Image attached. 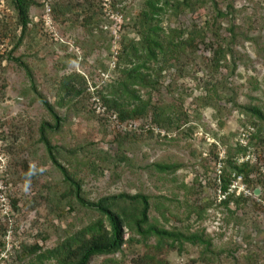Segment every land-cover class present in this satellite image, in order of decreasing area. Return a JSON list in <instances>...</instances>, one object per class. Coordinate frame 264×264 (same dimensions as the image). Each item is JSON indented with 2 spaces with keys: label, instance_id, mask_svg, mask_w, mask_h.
I'll list each match as a JSON object with an SVG mask.
<instances>
[{
  "label": "rangeland",
  "instance_id": "rangeland-1",
  "mask_svg": "<svg viewBox=\"0 0 264 264\" xmlns=\"http://www.w3.org/2000/svg\"><path fill=\"white\" fill-rule=\"evenodd\" d=\"M34 1L28 30L12 50L21 31L7 0H0V137H4L0 138V264H39L40 251L31 253L25 247L37 243L41 251L52 248L98 216L77 205L70 213L65 209L61 218L56 216L54 204L62 207L66 202L58 200L62 177L37 142L40 124L52 119L23 68L8 58L10 52L28 64L37 91L62 117L50 141L62 149L58 159L82 181L87 199L122 192L146 194L151 221L183 232L206 229L211 248L215 254L220 252L214 254L213 264H264V217L261 209L254 208L256 203L248 201L236 210L234 204L215 206L212 186L203 183L206 178L202 176L205 188L193 185L212 167L204 165L202 153L213 141L235 146L238 132L247 125L254 126L255 132L260 129L264 139L263 122L242 108L256 106L264 113V0H214L221 17L210 2L195 13L185 10L178 16L161 17L165 32L181 29L186 31L181 35L185 39L195 29L205 36L193 51L164 66L159 90L151 94L154 104L166 110L177 107L182 126L176 131L165 129L172 138L146 132L120 146L114 141L120 128L113 116L105 120L104 106L94 92L116 79L115 63L122 45L137 38L135 16L144 0ZM221 45L230 52L215 69L211 67L214 50ZM71 73L84 77L87 92L75 104L59 107V80ZM167 113L176 117L173 110ZM138 123L153 125L150 116ZM254 143L256 156L264 162V140ZM22 158L41 167L33 181H25L20 174ZM157 163L178 168L162 173ZM182 184L193 185L200 193L191 196ZM12 199L18 200L19 211L13 210ZM195 202L209 205L202 220L188 214ZM166 208L168 222L161 217ZM148 243L153 245L155 239ZM142 250L139 245L125 247L112 255L93 256L89 264H103L106 259L132 264ZM209 254L189 243L183 244L181 252L165 248L158 253L168 264H208L204 258ZM45 263L55 264L53 260Z\"/></svg>",
  "mask_w": 264,
  "mask_h": 264
},
{
  "label": "trees",
  "instance_id": "trees-1",
  "mask_svg": "<svg viewBox=\"0 0 264 264\" xmlns=\"http://www.w3.org/2000/svg\"><path fill=\"white\" fill-rule=\"evenodd\" d=\"M7 2L15 13V21L21 31L12 49L15 50L28 30L31 22L30 8L35 4V1L7 0ZM208 2L216 9L218 17H221L223 14L217 9L214 0L143 1L140 10L135 16L137 38L130 39L122 45L120 56H118L115 63V69L118 74L116 79L112 83L107 84L105 88L94 92L104 106L105 113L102 115H106L105 120L113 116L117 127L125 126V129L119 127V131L115 132L114 141L118 146L129 139H136L146 132L150 135L155 132L163 137L172 138L173 135L167 130L173 129L170 131H176L181 128V118L179 117V110L176 109L177 107L166 110L159 103L154 104L152 102L151 94L152 91L159 90L160 76L165 67L172 66L182 54L193 51L197 46V41H204L205 36L203 32L191 29L188 31L187 37L182 39L181 35L186 31L170 29L165 32L161 27L160 21L164 15L178 16L180 12L185 10L195 13ZM228 52H230L228 48L222 45L218 46L214 50V59L211 67L215 69L221 67V62L226 59ZM8 58L23 68L29 79L31 89L35 92L37 99L40 100L52 119V122L43 121L40 124L37 142L44 146L48 161L55 166L62 177L63 189L58 200L64 199L66 202L62 207L54 204L57 210L56 216L61 218L65 209L66 213L72 212L75 210L76 205L98 214L97 217L91 219L87 224L82 225V227L59 240L52 248L41 251L42 248L37 243L31 247H25L31 253L40 251L36 255V263L46 264V261L53 260L55 264H89L93 256L112 255L123 251L125 247L131 249L132 246L139 245L143 250L138 253L140 256L139 260L133 259L131 261L132 264H168L166 259L160 257L158 253L165 248L169 250L177 248V251L181 252L183 244L189 243L201 246L204 253H210L209 257L204 258V261L208 260V264H213L215 251L211 248L212 242L206 235V229L201 228L194 232H183L178 227L168 229L151 221L149 217L150 198L148 195L140 192L134 194L122 192L101 196L95 201L89 200L84 196L82 181L61 164L58 158L62 149L57 145H53L50 141L49 135L60 129L62 117L58 114L55 107L37 91L35 79L28 64L22 61L20 57L12 56L11 52ZM58 88L60 95L57 105L59 107L69 103L75 104V100L81 96L83 97L87 92L86 80L77 73L63 76L59 80ZM142 90H144V94H147L146 97L141 94ZM205 98L201 100L204 104L206 103ZM242 108L247 114L263 122L262 126L264 127V113L260 108L251 105L243 106ZM171 110L176 113L175 118L168 115L167 112ZM148 116H150L151 123L154 126L151 124L142 126L138 123L139 120ZM182 118L186 120L183 112ZM134 124H136V127L132 126ZM175 128L176 130H174ZM262 133L260 129L255 132L254 127L253 132L249 136L247 147L253 148L255 153L256 145L254 142H263ZM1 137L4 139L3 136ZM237 138L235 146H227L221 141H213L214 143L210 144L209 149L202 153V160L205 166L210 163L212 167L210 166V170L206 171L207 174L201 175L199 180L194 181L193 185L197 184L205 188L202 184V178H206L203 180L207 182V185H211L214 191L212 202L215 206L228 208L234 204L236 210L248 201H252L256 203L254 208L262 211L263 208L259 201L264 199V179L258 170L261 165H264V162L259 157H257L255 163L238 162L237 156L245 153L247 147L240 145ZM222 150H224V156L220 159L219 154ZM219 161L221 162L220 173L215 177L220 181L218 185L213 181L212 174L215 172V166ZM19 166L21 169L20 174L25 181L29 179L33 181L41 172V167L28 164V160L24 158L21 159ZM95 167H99V165H95ZM155 167L158 171L164 173L175 171L178 165L157 163ZM209 173L211 175L207 177ZM238 176L242 178V182L251 190V195L230 193L220 200L216 191L218 186L222 192H225L228 184ZM182 186L185 191L191 192L189 193L191 196L200 193L199 190L194 189L192 186L186 187L183 184ZM257 188L261 189V194L259 195L255 194ZM196 199L195 197L194 201ZM11 205L14 211H19L17 199H12ZM190 205L193 206L189 207L188 214H195L198 220H202L209 205H201L197 202ZM158 209L160 210L161 207ZM168 210V208L161 210V217L167 222L166 213H168ZM0 233H3L2 229H0ZM152 237L155 239V243L149 245L148 240ZM43 238L45 239L44 236ZM2 246L3 244L0 240V248ZM149 249H153V252H150ZM103 264H118V262L106 259Z\"/></svg>",
  "mask_w": 264,
  "mask_h": 264
},
{
  "label": "built area",
  "instance_id": "built-area-1",
  "mask_svg": "<svg viewBox=\"0 0 264 264\" xmlns=\"http://www.w3.org/2000/svg\"><path fill=\"white\" fill-rule=\"evenodd\" d=\"M131 126V125H130ZM136 127V124L132 125ZM120 128L125 129V126H119ZM254 128L252 126H246V128H242L239 132V136L237 138V141L240 145L247 147V144L249 142V136L250 134L253 132ZM163 133V132H162ZM220 159L223 158L224 156V150H222L219 154ZM237 161L240 163H255L257 161V156L253 150V148L251 147H247L245 153H242L240 155L237 156ZM220 168H221V162L219 161L216 166H215V172L212 174L213 176V181H215L218 185L220 184V181L218 180V178L216 179L215 177H217V175L220 173ZM260 175L262 176V178L264 179V165H261L259 170ZM203 183H206L205 181H203ZM258 189V193L256 195L261 194V189ZM217 194H218V198L221 200L223 198H225L227 195H229L230 193H236V194H244V195H251V190L242 182V178L240 176H238L236 179L232 180L229 184H228V188L227 191L222 192V190L219 188L216 189ZM256 191V190H255ZM259 202H261L262 205V215L264 217V199H261Z\"/></svg>",
  "mask_w": 264,
  "mask_h": 264
},
{
  "label": "water",
  "instance_id": "water-1",
  "mask_svg": "<svg viewBox=\"0 0 264 264\" xmlns=\"http://www.w3.org/2000/svg\"><path fill=\"white\" fill-rule=\"evenodd\" d=\"M255 193H256V194L258 193V189H256Z\"/></svg>",
  "mask_w": 264,
  "mask_h": 264
}]
</instances>
